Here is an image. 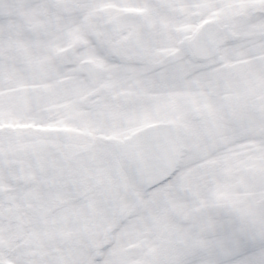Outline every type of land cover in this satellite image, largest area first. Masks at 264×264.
<instances>
[{"label": "snow or ice", "instance_id": "snow-or-ice-1", "mask_svg": "<svg viewBox=\"0 0 264 264\" xmlns=\"http://www.w3.org/2000/svg\"><path fill=\"white\" fill-rule=\"evenodd\" d=\"M0 264H264V0H0Z\"/></svg>", "mask_w": 264, "mask_h": 264}]
</instances>
